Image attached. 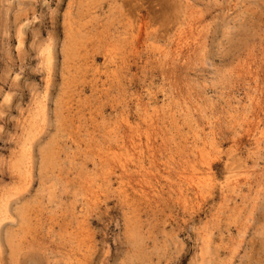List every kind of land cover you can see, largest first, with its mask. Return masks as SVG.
Wrapping results in <instances>:
<instances>
[{"label":"rangeland","instance_id":"1","mask_svg":"<svg viewBox=\"0 0 264 264\" xmlns=\"http://www.w3.org/2000/svg\"><path fill=\"white\" fill-rule=\"evenodd\" d=\"M0 264H264V0H0Z\"/></svg>","mask_w":264,"mask_h":264},{"label":"bare ground","instance_id":"2","mask_svg":"<svg viewBox=\"0 0 264 264\" xmlns=\"http://www.w3.org/2000/svg\"><path fill=\"white\" fill-rule=\"evenodd\" d=\"M177 54H178V52H177ZM166 63H167V62L165 61V64H166ZM172 63H173V62H172ZM167 64H168V63H167ZM126 129H127V128H126ZM119 131H120V130H119ZM121 133H122V132H121ZM117 134H119V133H117ZM116 136H117V135H116ZM116 136H115V137H116ZM125 136H126V135H125ZM126 137H127V136H126ZM119 138H120V137H119ZM116 139H117V138H116ZM121 139H122V138H121ZM121 139H120V140H121ZM124 139H125V138H124ZM126 139L128 140V137H127ZM109 140H110V138H109ZM114 140H115V139H114ZM127 140H126V141H127ZM124 142H125V140H124ZM126 143H127V142H126ZM119 144H120V143H119ZM128 144H129V143H128ZM120 145H121V144H120ZM125 145H127V144H125ZM125 145H124V146H125ZM118 146H119V145H118ZM121 146H122V145H121ZM113 148H114V147H113ZM119 148H120V147H119ZM121 148H122V147H121ZM194 148H195V147H194ZM194 148H191V149H194ZM196 148H197V147H196ZM189 150H190V149H189ZM111 151H112V150H110V152H111ZM115 151H116V150H115ZM117 151H118V150H117ZM119 151H120V150H119ZM119 151H118V153H119ZM113 152H114V151H113ZM115 153H116V152H115ZM120 153H121V152H120ZM199 153H200V152H199ZM100 154H101V153H100ZM113 154H114V153H113ZM126 154H127V153H126ZM109 156H110V155H109ZM109 156H108V157H109ZM116 156H117V154H116ZM119 156H121V155H119ZM128 156H129V154H128ZM101 157H103V156H101ZM101 157H100V159H101V161H102L103 158H101ZM104 157H105V155H104ZM112 157H113V156H112ZM112 157H111V158H112ZM114 158H115V157H114ZM121 158H122V157H121ZM108 159H109V158H108ZM119 159H120V158H119ZM111 160L113 161V159H111ZM115 161H117V160H115ZM119 161H120V160H119ZM131 161H132V160H131ZM109 162H110V161H109ZM120 162H122V161H120ZM103 163H104V162H103ZM114 163H115V162H114ZM114 163H112V164H114ZM128 164H129V163H128ZM130 164H131V163H130ZM119 165H120V164H119ZM124 165H126V164L123 163V166H124ZM112 166H113V165H112ZM114 166H117V165H114ZM227 166H228V165H227ZM124 167H125V166H124ZM130 167H131V166H130ZM105 168H106V167H105ZM111 168H112V167H111ZM114 168H115V167H114ZM118 168H120V166H118ZM101 169H102V168H101ZM115 169H116V168H115ZM126 169H130V168L127 167ZM106 170H107V168H106ZM104 171H105V169H104ZM104 171H103V172H104ZM107 171L109 172V169H108ZM107 171H106V172H107ZM113 171H114V169H113ZM126 171H127V170H126ZM113 173H114V172H113ZM207 173H208V172H207ZM111 174H112V173H111ZM209 174H210V173H209ZM106 176H108V175H106ZM207 177H209V175H207ZM207 177H206V178H207ZM108 178H109V177H108ZM98 179H99V178H98ZM109 179H110V178H109ZM203 179H204V178H203ZM207 179H208V178H207ZM193 180H194V179H193ZM214 180H215V179H214ZM107 181H109V180H107ZM187 182H188V181H187ZM197 183H198V181H197ZM210 183H211V182H210ZM198 184H200V183H198ZM201 184H202V183H201ZM194 185H195V184H194ZM203 185H204V184H203ZM205 185H206V184H205ZM197 187H198V186H197ZM183 190H184V189H183ZM196 190H198V189H196ZM186 191L189 192V190H186ZM94 192H95V191H94ZM184 192H185V191H184ZM188 192H187V193H188ZM193 192H194V191H193ZM94 194H95V193H94ZM96 194H97V193H96ZM188 195H189V194H188ZM95 196H96V195H95Z\"/></svg>","mask_w":264,"mask_h":264}]
</instances>
